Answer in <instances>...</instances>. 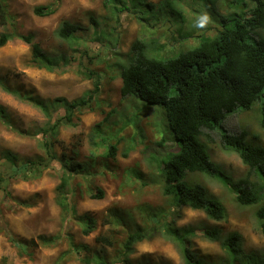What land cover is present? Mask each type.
Returning a JSON list of instances; mask_svg holds the SVG:
<instances>
[{"label": "rangeland", "instance_id": "374dc122", "mask_svg": "<svg viewBox=\"0 0 264 264\" xmlns=\"http://www.w3.org/2000/svg\"><path fill=\"white\" fill-rule=\"evenodd\" d=\"M4 1L10 21L6 28L0 27V34L32 35L34 43L45 53L70 55L72 65L64 72L39 70L31 62V47L14 39L0 48V77L8 78L18 89L34 92L45 100L65 98L75 101L92 92L96 80L100 84V93L89 109L76 113L75 126L61 128L59 140L62 144L55 148L58 159L43 170L41 177L28 181L11 180L7 182L6 190H0V264H59L61 255L69 251L68 237L75 243L88 245L93 253L105 252L110 259L115 258L128 229H112L106 225L111 210L131 213L136 226L144 227L143 206L168 211L170 205L158 185L161 161L169 152H165L164 159L157 155L153 156L156 161L150 160V154H155L153 148L163 139L169 140L164 110L136 98L123 100L120 95L121 68L130 66L131 48L137 40L147 43L160 40L169 44L160 56L175 58L197 47L200 44L198 37L214 36L223 30L224 24L219 16L210 17L203 0ZM233 1H222L219 14L228 16L246 11L237 4L232 6ZM245 1L250 10L253 4ZM171 5L172 13L168 10ZM114 6L119 8V14L114 12ZM125 6L128 10L123 9ZM38 7H52L56 12L49 17H38L34 14ZM63 22L78 27L76 45L56 36ZM101 35L107 40L98 41ZM86 69L94 73L92 80L78 73ZM0 107L6 109L23 131L30 132L29 136L18 135L0 124V172L8 165L2 159L3 154L12 153L26 162L44 157L41 135H33L35 129L48 124L43 114L1 88ZM64 115L65 112L60 110L54 120ZM260 119L258 102L251 110L239 109L229 115L216 132L207 133L201 140L212 160L234 181H249L260 188L261 204L264 205V177L246 167L236 153L224 149L219 135L224 132L223 128L232 134L246 132L247 144L264 147ZM110 144H118L113 159L107 155ZM72 163L82 165L78 174L68 176L74 191L70 195L72 207L79 217L88 214L97 220V229L88 237L82 235L80 227L73 221H64L56 204L61 177ZM199 181L210 196L224 204L228 216L217 222L208 219L203 212L179 210L176 226L180 229L192 227L195 231L190 237L192 251L208 263L225 264L224 248L206 235V230L217 228L224 238L238 233L242 238L243 253L264 255V234L255 217L258 207L239 206L235 195L215 179L203 177ZM97 189L104 192L103 200L90 199L89 190L96 192ZM24 204L31 207L25 208ZM48 238H58L60 243L54 247L42 245L41 239ZM98 238L112 239L114 248L97 241ZM15 242L27 244V253H22ZM132 260L136 264L144 261L184 264L178 248L163 238L137 245ZM66 264L78 263L73 259Z\"/></svg>", "mask_w": 264, "mask_h": 264}, {"label": "trees", "instance_id": "16d2710c", "mask_svg": "<svg viewBox=\"0 0 264 264\" xmlns=\"http://www.w3.org/2000/svg\"><path fill=\"white\" fill-rule=\"evenodd\" d=\"M203 1L211 18L220 17L224 24L223 30H219L214 36L198 37L200 44L197 47L182 52L175 58L160 56L169 44L160 40L149 43L137 40L131 48L130 66L123 67L120 71V95L123 100L136 98L147 105L160 106L164 110L169 140L163 139L153 148L155 154H150V160L156 161L158 156L164 159L165 152H169L161 161V179L158 182L162 196L170 202L169 210H152L143 206L141 213L145 221L144 227L136 226L131 213L120 214L117 210H111L106 225L112 229H128L127 236L118 245L117 256L110 259L105 252L93 253V249L88 245L75 243L73 238L68 237L67 240L71 242L68 245L69 251L61 255L59 264L63 261L64 264L69 263L73 259L78 264H136L132 260L135 247L156 238H163L174 244L180 251L184 264H212L192 251L190 237L195 232L194 228L180 229L176 226L175 219L180 217L181 209L203 212L208 219L217 222L227 219L228 213L224 204L210 196L206 187L199 181L203 177L215 179L229 189L235 195L239 206H257L255 217L260 231L264 234V205L261 204L260 188L249 181H234L212 160L207 146L201 140L207 133L216 132L229 115L239 109L251 110L258 102L261 105L259 124L264 131V0H248L253 4L250 10L245 0H234L232 6L237 4L246 11L240 14L230 13L228 16H222L218 11L220 3L224 0ZM5 3L0 0L1 28H6L10 21ZM147 7L153 8L152 5ZM123 9L128 10L126 6ZM113 10L119 14L117 6H114ZM168 10L172 13V5ZM55 12L56 9L52 7H38L34 14L38 17H49ZM140 13L145 14L142 10ZM77 32V26L63 22L56 36L74 46L77 42ZM101 36L98 41L107 40L106 36ZM14 39L31 47V62L39 70L64 72L72 65L70 55L52 56L45 53L39 44L34 43L32 35L2 33L0 48ZM86 70L78 73L83 78L92 80L94 73ZM94 87L92 92L72 102L65 98L45 100L34 92L18 89L8 78L0 77V88L5 93L32 105L48 120L47 125L35 129L33 134L37 137L41 135L45 156L26 162L12 153L3 154L2 159L8 165L0 172V190H6L7 182L11 180L28 181L41 177L43 170L48 169L51 163L58 159L55 148L62 144L59 140L61 128L75 126L76 113L92 106L91 103L100 93L97 80ZM60 110H63L65 115L55 121L54 117ZM0 124L18 135H30V132L23 131L12 120L4 107H0ZM223 130L219 135L224 149L236 153L246 167L258 171L264 177V147L247 144L246 132L232 134L224 128ZM117 146L118 144L109 145L108 157H115ZM81 170L82 165L79 163L67 166L57 188L56 204L62 211L64 221H73L80 227L82 235L88 237L97 229V220L88 214L79 217L70 198L74 191L68 176L70 173L78 174ZM88 194L92 200L100 201L105 197L100 189L96 192L89 190ZM24 207L30 208L31 205L24 204ZM206 235L224 248L227 254L225 264H264L263 254L243 253L242 238L238 233L224 238L222 232L216 228L206 230ZM41 240L44 246L54 247L60 243L58 238ZM97 241L114 248L112 239L98 238ZM15 246L22 253H27L29 248L27 244L20 242H15ZM240 254L242 257H238ZM141 264L153 263L144 261Z\"/></svg>", "mask_w": 264, "mask_h": 264}]
</instances>
